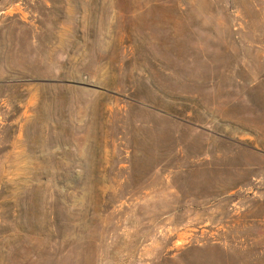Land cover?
<instances>
[{
  "label": "rangeland",
  "instance_id": "obj_1",
  "mask_svg": "<svg viewBox=\"0 0 264 264\" xmlns=\"http://www.w3.org/2000/svg\"><path fill=\"white\" fill-rule=\"evenodd\" d=\"M0 264H264V0H0Z\"/></svg>",
  "mask_w": 264,
  "mask_h": 264
}]
</instances>
